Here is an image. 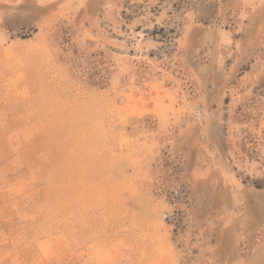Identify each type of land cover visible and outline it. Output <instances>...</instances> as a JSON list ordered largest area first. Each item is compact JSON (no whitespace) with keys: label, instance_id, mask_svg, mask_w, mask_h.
Returning a JSON list of instances; mask_svg holds the SVG:
<instances>
[{"label":"rangeland","instance_id":"374dc122","mask_svg":"<svg viewBox=\"0 0 264 264\" xmlns=\"http://www.w3.org/2000/svg\"><path fill=\"white\" fill-rule=\"evenodd\" d=\"M253 2L0 0V264H264Z\"/></svg>","mask_w":264,"mask_h":264},{"label":"crops","instance_id":"0c3cea01","mask_svg":"<svg viewBox=\"0 0 264 264\" xmlns=\"http://www.w3.org/2000/svg\"><path fill=\"white\" fill-rule=\"evenodd\" d=\"M253 1L254 2L250 4L252 7L249 9L251 14L249 15L246 27L248 28L247 32L251 34L250 40L253 43V48L257 52L259 45L262 44L264 36V0ZM204 27L205 28L197 25H189L185 30V38L193 43L197 41L196 38L200 36L204 43L210 44L208 45V50L209 52H213L216 55L214 57L217 59V52H219L220 49L225 48L227 43L233 41L234 35L227 30L217 29L216 27ZM247 36L245 39L241 37L237 42V44H241V56H237V59H234L231 65L227 68H224L221 64L220 66L218 65L215 73L212 74V77L218 82V88L222 89V91L229 89L231 85L234 86V82L237 79L241 68L247 63V61L251 60V56H249L251 51L247 44ZM237 46L239 47V45Z\"/></svg>","mask_w":264,"mask_h":264}]
</instances>
